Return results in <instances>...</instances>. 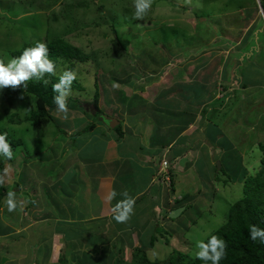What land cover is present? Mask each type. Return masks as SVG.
I'll list each match as a JSON object with an SVG mask.
<instances>
[{
	"label": "rangeland",
	"instance_id": "1",
	"mask_svg": "<svg viewBox=\"0 0 264 264\" xmlns=\"http://www.w3.org/2000/svg\"><path fill=\"white\" fill-rule=\"evenodd\" d=\"M134 11L135 0H0V59L7 61L12 57L11 51L21 49L26 42L55 37H64L80 45L87 50L90 58L85 70L80 72L78 82H72L70 95L76 97L78 102L71 103L67 118L64 113L50 109L53 119L44 118L40 126H33L25 121L35 108L33 96L20 88L21 94L13 96L11 105L0 96V126L5 129L3 132L6 135L22 140V145L14 148V155H18L15 166L7 163L5 174L8 179L14 180V174L17 176L20 170L45 168L46 160L53 157L48 165L60 168L56 157L59 159L64 149L73 144L84 147L81 151L77 149V156L89 162L85 168L90 170L92 162L103 150L105 137L102 134H109H106V128L99 125L100 121L95 120L93 99L99 92V108L108 114V99L113 100L114 96L110 98L104 95L106 91L101 83L108 89H121L120 94L116 95L122 98L132 94V89L127 86L134 83L136 90L141 91V86L144 87L143 96L152 98L161 88L174 87L173 81L176 84L180 80V67L188 70V73L197 69V77L209 72L214 77L217 90H214L211 102L219 101L216 104L219 107H214L213 114H209L211 118L203 121L206 132H203V125L198 121L188 132L197 130L192 135L195 138H191L197 140L196 137L204 133L207 137L211 136L218 131L219 125V130L224 131L219 140L212 136L209 143L199 147L216 153L215 159L218 160L213 168L217 166L218 172L222 168L225 174L222 173L219 180L210 177L204 182L197 181L195 176L191 183L194 192L199 189L198 194L184 200L188 209L179 217L170 218L168 223L157 227V233L165 238H160L154 248L147 250V255L154 261L164 260L178 251L195 257L197 241H205L225 224L232 204L243 196V173L248 170L255 173L260 168L263 151L259 146L264 143V0H152L151 9L143 19H135ZM253 18L256 21L252 24ZM251 25L253 32L248 36ZM166 60L170 62L168 65H165ZM224 70L229 75L227 80H221ZM218 74L219 77L215 78ZM236 76L240 83L234 79ZM197 85L198 82H193L186 88ZM223 89H226L225 93ZM138 97L141 98L140 94ZM140 98L125 102L133 104ZM116 106L123 107L121 102H117ZM88 108H92L90 113L84 111ZM212 110L209 109V113ZM12 114H16L22 122L17 123V118L12 122ZM123 122H126L125 115ZM89 123L98 127L91 130L93 126ZM80 124L83 127L89 124L87 132L77 134L76 131L82 129ZM127 124L129 122L125 126ZM127 142L134 148L143 143L138 136H129L123 144ZM55 145L60 146L55 148ZM21 150L35 158L36 167ZM218 162H221L220 166ZM229 176L234 182L225 183ZM168 179L158 181L167 191V198L172 199L175 205H181L183 194H178V184H174L173 188ZM165 191L161 194L163 200ZM193 200L198 202L191 203ZM153 205L156 206V203ZM148 206L144 210L147 211ZM4 207H0V264H58L61 257L66 259V264H114L119 259L118 249L122 262L132 260L130 244L128 241L124 243L128 238L114 225H105V228H109L104 231L100 229V221L87 215L89 221L83 225L84 235L75 236V240L68 242L61 235L53 233L55 229L52 226L60 223L37 221L28 228L25 221L29 217L23 208L16 217L13 212L19 208L8 212ZM77 215L82 217L83 212H69L74 220ZM133 216L134 212L127 221L132 222ZM69 225L73 226L63 224L66 228ZM6 227L13 230L10 232ZM50 231L51 236L48 235ZM141 240V243L147 244V234ZM47 244L52 245V253Z\"/></svg>",
	"mask_w": 264,
	"mask_h": 264
},
{
	"label": "crops",
	"instance_id": "2",
	"mask_svg": "<svg viewBox=\"0 0 264 264\" xmlns=\"http://www.w3.org/2000/svg\"><path fill=\"white\" fill-rule=\"evenodd\" d=\"M255 21L256 18H253L252 24ZM250 28H252V25ZM258 32L256 31V33ZM169 63L166 60L165 65ZM178 70L180 80L176 81V84L173 81L174 87L177 84L190 85L193 82H198V84H201L200 86H205V90L208 87L211 92L215 90L214 85L211 86V82L215 80L209 72L207 75L201 74V77H197L195 76L197 69H194L191 73H188V70L181 67ZM228 76L227 74L226 80ZM218 77L219 74L215 78ZM172 78L170 79L172 80ZM212 78L214 81H212ZM223 78L224 74L222 72L221 80ZM102 84V89L106 91L104 95L110 98L114 95L113 100L108 99L110 104L107 102L110 106L108 107V114L118 118L122 122L124 134L119 135L111 131L107 123L102 122L99 124L101 127L106 128L104 130H106V134H109L107 136L102 134V137H105L103 150L100 155L98 153L96 159L92 162V167H88L90 170L85 168L89 162L81 160L82 158H78L77 156V149L81 151L84 150V147L76 144L64 149L59 155V159L56 157L57 162L61 165L60 168H52L48 165L53 161V156V158L46 160L47 164L45 168H38L35 165V158L32 156L29 160H31V163L36 168H25L26 172L24 169L20 170L23 175L17 174L16 176L14 174L16 177L14 180L12 178H5V181L11 182L8 187L16 193L17 199L22 201L23 211L29 217L25 221L29 225L28 228H31L30 225L35 224L37 221L39 223H60L59 225L54 224L52 226V229H55H53V233L61 235L65 241L71 242L75 240V236L84 235L85 230L83 229V225L89 221L87 218V215H89L90 218H95L98 222L100 221V229L104 231L113 225L117 229L120 224L124 227L122 230L119 229L120 232L128 238V240L123 239L125 240L124 243L126 244V241L128 243L129 241H133L134 245H139L137 241L140 240V235L147 234L148 237L150 232L149 234L146 232L149 229L154 230L168 223V219L166 218L167 211H171L177 206L172 203V199L167 198V191L164 190L163 185L160 183L161 181H158V161L161 160V156L166 155L169 159L170 169L175 176L174 184H178L176 186L178 194H183L186 197L195 193L192 196L196 197L199 189L197 188L194 192L191 180H195L196 176V180L203 181V175L207 176L210 180L213 167L218 160V158L215 159L217 157L216 153H213L210 148V150H203L202 148L200 149L199 145L209 143V138H212V136L217 140L214 136L216 132L212 133L209 137L205 136L204 133L203 135H198L196 137L197 140H191V138H195L192 135H195L197 130L190 133L188 129L197 121L203 125L205 114H202V112L194 113L191 110L188 111L187 109L189 108L184 109L185 107L183 108L179 105L183 90L181 88L171 91L172 86L163 87L156 93L157 95L155 94L152 97L153 101H150L152 98L143 96L145 90L143 86H141L143 89L141 91L136 90L135 85L127 86L133 92L131 95L122 98L116 95L120 94L121 89H114L112 86V88L108 89L106 86L103 87ZM228 89L230 90V88ZM223 90L222 92L225 93L226 90ZM138 94H140L141 98L138 97ZM214 94L212 93V96ZM116 97L119 98L116 100ZM131 98L140 99L136 103H133L134 105L131 102H125V100H130ZM117 102H121L123 107H117ZM169 104L174 107H167ZM203 107L208 108L206 111L211 108L213 109L208 103L203 104ZM124 111L126 112L125 114ZM206 114L209 115L208 112ZM124 115L126 116V122H123ZM198 116H200V120ZM127 122H129V125L125 126ZM81 127L84 128L82 125ZM157 129L159 135L157 139H154ZM204 131L206 132V127L203 125ZM129 136L133 138L138 136L143 141L142 145L138 148L130 147L128 142L124 145V140ZM151 144L155 147H152ZM57 146L60 145H55V148ZM144 149H150V151L146 152ZM73 150L77 151L71 155L70 153ZM143 150L144 153L142 154L141 151ZM202 151H204V154ZM183 160H185L184 164L182 163ZM31 163H28V165L31 166ZM28 170L30 171L28 172ZM92 170L93 172L91 173L90 171ZM16 181L19 182L17 184L18 187L14 185L17 183ZM113 191L116 192V196L110 198ZM163 191H165L164 200L161 198ZM125 193L127 197L124 195ZM85 195H88V197L86 198ZM128 197L135 200L132 222L127 221L116 224L113 218L115 213L112 210L118 201H122ZM84 199L85 201L88 199L87 202H84ZM148 200L151 203L147 204ZM154 202L156 206L153 205ZM143 204L145 206L149 205L147 211L144 210L146 207H143ZM2 206H5V211H8L4 202ZM18 208L20 210L13 212L16 217L22 211V208ZM35 210H38V212ZM73 210L82 211L83 216L79 217L77 215V218L74 220L69 216V212H73ZM39 213H43V215H39ZM140 215L141 218L139 219ZM63 224H72L73 226L69 225L66 228ZM107 224L109 226L105 228L104 226ZM145 227L148 229H145ZM51 233L52 231L48 235L51 236ZM51 242L53 244L52 238ZM52 248L51 245L49 248L51 253ZM51 253L50 256H52Z\"/></svg>",
	"mask_w": 264,
	"mask_h": 264
},
{
	"label": "trees",
	"instance_id": "3",
	"mask_svg": "<svg viewBox=\"0 0 264 264\" xmlns=\"http://www.w3.org/2000/svg\"><path fill=\"white\" fill-rule=\"evenodd\" d=\"M253 30V27L250 28L248 31V36L251 34ZM115 34L117 35V29L115 28ZM256 34V33H255ZM258 37V34H256ZM247 39V36L245 37ZM255 40V39H254ZM37 41L44 42L48 46V56L50 59L53 60L55 64V73L54 74H46L44 81H36V80H30L25 82L26 87L24 88V85L21 84L20 86H17L15 89H13L11 86L6 87L3 89L2 92H0L1 98H3L9 105L12 104V98L14 95L21 94L19 93V89L23 88L25 93H27L29 96H33L35 100V108L31 112V115L27 117L25 121H29L31 125L33 126H40L43 123V119L49 117L51 118V114L49 113L50 109L54 110L56 109L54 100H53V90L52 86L59 81V76L62 75L66 70H71L76 73V79L75 83L78 82V77L80 75V72L85 70V65L90 61V58L88 56L87 50L82 48L80 45L75 44L74 42L70 41L67 38L64 37H55V38H47V39H37L30 42H26V44L21 49H14L11 51L12 57H18L22 54L23 50L27 47L34 46ZM224 78L223 80H226L227 71L224 70ZM235 80H237L238 83L241 81H238L237 76L234 77ZM152 80V79H149ZM206 82V81H205ZM216 90V83L211 82ZM74 85V83H73ZM134 85V84H130ZM199 83L197 87L192 88H186L189 85L184 84H177L175 87L171 88V91H176L177 88L184 89L182 91L181 95V103L179 104L181 107L189 108L188 111H194V113H201L205 114L204 119L209 120L211 116L206 115V113H209V110L206 111V107H203V104L208 103L210 106L213 107V110L209 114H213L214 107H219L216 105L219 103V101H216L215 103L211 102L212 99V93L215 92L209 90V87L207 90H205V86H200ZM97 89L99 88L96 84ZM226 87V86H225ZM243 87H246L243 85ZM201 88V89H199ZM226 90V89H225ZM215 95V94H214ZM78 102V99L76 97H72L71 95L68 98V108L71 103ZM100 103V95L99 92H97L93 99L94 107L96 108V114H95V120H99L98 117L101 116L103 113L102 110L99 108ZM221 104V103H220ZM219 104V105H220ZM167 107H174L170 106V104ZM209 107V106H208ZM70 109H75L73 107H70ZM203 109V110H202ZM84 111H88L87 109H84ZM216 111H219L217 109ZM215 111V112H216ZM89 112V111H88ZM90 113V112H89ZM195 116V114H194ZM15 118L17 123L22 122L19 117H17L16 114L11 115V121L15 122ZM102 123V122H99ZM92 124L93 128L91 130H94L97 126V124ZM88 124V125H89ZM211 124H217L215 122H211ZM87 125V126H88ZM85 127L82 131L77 132V134H81L84 132H87L86 130L88 127ZM219 125L217 126L218 131H216V135H214L217 140L218 136H222L224 134V131L222 129L219 130ZM109 128V126H108ZM3 129L0 126V134H5ZM111 131L116 132L119 135H123V124H118L114 129H111ZM159 131L156 130L154 134V139L158 138ZM7 141L12 146L13 151V158L11 160H8L4 158L3 156H0V177L3 178V183H0V203H2L3 199L6 197V193L10 190L8 185H5L4 182L7 178L5 174V165L7 163L13 164V167L15 166L16 158L18 155H14V148L19 147L22 145V140L20 138H14L13 136L6 135ZM153 142V141H152ZM76 145V144H73ZM260 145V144H259ZM152 147H155L151 144ZM259 149L263 151L262 157H261V163L260 168L255 173H250V171H246L247 173H243L242 175V181H241V188L243 191V196L234 202L231 206V210L229 211L228 219L225 224H223L221 227H219L217 230H215L211 235H217L219 238H222L226 243V249H225V257L221 260L220 264H264V243H261L259 240L253 241L249 237V228L251 225H256L261 229H264V143H261L259 146ZM146 152H149L150 149H145ZM22 154L24 152L21 150ZM26 156L32 157L31 154H27L25 152ZM164 158V156H161V159ZM244 170V169H243ZM21 174L22 171H19ZM225 170L222 168L219 170L217 169V166H215V169L212 173V179L219 180L221 177V174L224 173ZM225 174V173H224ZM23 175V174H21ZM20 175V176H21ZM15 177V175H14ZM174 174L171 173V186L174 188ZM205 180H209L207 176H202ZM17 182V181H16ZM225 183L228 182H234V180L229 176L228 179L224 180ZM13 184V182H12ZM19 182L15 183V187H18ZM2 205L0 204V207ZM118 224V222H116ZM119 224V227L117 229H123ZM149 228V226H148ZM145 227V229H148ZM8 231H12L13 229L6 227ZM152 231V232H151ZM150 235L148 236L149 240L147 241V244L141 243L142 236L140 234V240L139 245H134L133 241H129L128 244H130V250L132 251V260L124 263L122 262L123 259L121 258L120 249H118L119 253V259L116 260L114 264H203L202 261L196 259L195 257H191L188 255V253H183L178 251L175 254H171L168 258L164 260H152L147 255V250L150 248H154L157 242H159V239L165 238L163 234L157 233V228L154 230L149 229L148 233ZM209 235L205 242L210 238ZM168 241V239H167ZM47 247H51V245L47 244ZM48 248V249H49ZM49 254V250L47 252ZM58 264H66V259L64 257H61L59 259Z\"/></svg>",
	"mask_w": 264,
	"mask_h": 264
},
{
	"label": "clouds",
	"instance_id": "4",
	"mask_svg": "<svg viewBox=\"0 0 264 264\" xmlns=\"http://www.w3.org/2000/svg\"><path fill=\"white\" fill-rule=\"evenodd\" d=\"M151 6L152 0H135V11L133 13L134 18L137 20L143 19L147 12L151 9ZM48 51V46L44 42L37 41L34 46L25 48L22 54L18 57H11L7 59V61L0 59V92H2L6 87L11 86L13 89H15L21 84H23L25 88V82L30 80L46 82L44 80L45 75L55 73V64L53 60L49 58ZM75 79L76 73L71 70H66L62 75L59 76V81L52 86V90L54 93L53 100L56 106L55 110L56 112L64 113L65 118H67V113L69 111L68 98L71 93V85ZM91 109L92 108H90L89 110L88 108L87 110L90 112ZM105 115L109 114L103 112L101 116L98 117V119L100 122L108 124V122L104 119ZM109 116L116 118L112 115ZM116 119L119 121V124L122 123L118 118ZM108 126L110 127L109 124ZM84 128L76 132H80ZM0 156H3L8 160H11L13 158L12 146L7 141L6 134H0ZM158 162L159 179L165 181V178L169 177L168 182L171 186V173L173 174V171L170 169L169 159L166 157V155H164V158H162ZM6 172L7 169H5V173ZM0 183H3L2 177H0ZM124 195L127 197L126 193ZM115 196L116 192L113 191L110 198H114ZM191 196L192 195H188L185 197L183 195V202H181V205H178L171 211L180 207H185L186 209H188V205L186 204V202L184 203V200ZM196 202L198 201L193 200L191 203ZM4 204L6 205L8 212H13L18 207L22 208L23 206L22 201H19L16 197V193L11 190L6 193ZM134 204L135 200L130 197L122 201H118L112 210L115 213L113 217L115 221L118 223L126 222L133 212ZM171 211H167L166 218H177L170 217ZM248 231L251 240H259L261 243H264V229H261L256 225H251ZM196 249L197 251L195 252V258L202 261L203 264H220L221 260L226 255V243L217 235H211L207 242H205L204 240L197 241Z\"/></svg>",
	"mask_w": 264,
	"mask_h": 264
},
{
	"label": "water",
	"instance_id": "5",
	"mask_svg": "<svg viewBox=\"0 0 264 264\" xmlns=\"http://www.w3.org/2000/svg\"><path fill=\"white\" fill-rule=\"evenodd\" d=\"M104 119L108 122L110 127L114 128L117 124H119V121L116 118H113L109 115H105ZM218 165H221V162H218ZM186 208L185 207H180L178 209H174L170 213V217L175 218L178 217Z\"/></svg>",
	"mask_w": 264,
	"mask_h": 264
},
{
	"label": "flooded vegetation",
	"instance_id": "6",
	"mask_svg": "<svg viewBox=\"0 0 264 264\" xmlns=\"http://www.w3.org/2000/svg\"><path fill=\"white\" fill-rule=\"evenodd\" d=\"M90 110V109H89Z\"/></svg>",
	"mask_w": 264,
	"mask_h": 264
}]
</instances>
